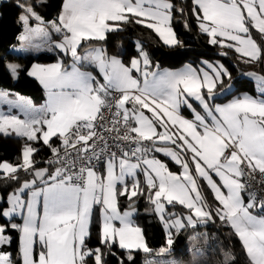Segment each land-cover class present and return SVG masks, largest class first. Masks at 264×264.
<instances>
[{
	"label": "snow or ice",
	"instance_id": "1",
	"mask_svg": "<svg viewBox=\"0 0 264 264\" xmlns=\"http://www.w3.org/2000/svg\"><path fill=\"white\" fill-rule=\"evenodd\" d=\"M193 4L198 27L210 44L234 49L245 63L264 57V48L252 37L255 30L264 39V0ZM18 7L22 50L49 44L70 63L32 66L28 75L46 93L41 107L23 98L11 101L8 93L0 92V104L18 108L23 115L0 112V134L24 141L20 163L0 162V178L20 182L7 197L10 208L0 215L9 221L22 217V223L0 225V248L11 245L13 237L6 234L10 228L18 233L19 264H105L101 248L86 243L93 209L99 206L105 248L117 245L126 250L129 261L133 251L151 254L143 230L133 220V198L146 195L167 233L166 246L156 256L171 250L174 235L219 220L241 243L245 264H264V199L248 190L246 180L257 171L264 176V75L247 74L257 82L259 98L245 94L210 106L206 97L215 95L225 77L231 79L223 65L205 61L200 70L190 65L181 71H160L158 66L153 70L148 53L138 45L140 58L126 66L102 46L88 43L103 42L109 33L135 24L152 30L165 45L182 46L172 28V0H63L51 22L32 4ZM8 68L18 75L19 65ZM88 69L98 70L103 83ZM189 98L199 101L205 115L192 108ZM181 105L192 108L193 120L180 115ZM54 137L60 148L53 146ZM40 141L53 154L48 161L56 165L52 172L35 167L38 149L29 142ZM152 152L170 157L182 173H173L155 156L149 158ZM101 163L102 173L96 168ZM21 172L31 179L21 181ZM138 173L144 176L143 188ZM198 180L206 182L216 207L208 205ZM120 196L130 202L127 211L120 209ZM177 204L187 212L168 210ZM0 264L15 261L10 253H0ZM224 264H237L236 256L225 253Z\"/></svg>",
	"mask_w": 264,
	"mask_h": 264
},
{
	"label": "trees",
	"instance_id": "2",
	"mask_svg": "<svg viewBox=\"0 0 264 264\" xmlns=\"http://www.w3.org/2000/svg\"><path fill=\"white\" fill-rule=\"evenodd\" d=\"M63 0H44L43 3L37 5L39 14L44 18L46 22L54 21L60 11ZM32 0H2L0 2V88L17 92L24 96H30L34 99L39 98L42 89L39 83L28 75L27 67L32 64L38 63H51L57 59H61L63 62L68 63L69 57L61 54L57 51H51L50 53H38L29 54L25 56H18L10 52L17 40V37L21 31L20 25L16 22L18 14L21 10L18 7L19 4H31ZM174 4L173 10V22L172 28L176 34V38L182 41V46H166L162 43L161 39L150 29L143 27L142 25L129 24L124 25L122 31L111 32L108 34V38L103 42H88L91 45H100L110 47L117 42H120L119 48L115 51L119 54L124 62L132 56H139L138 45L143 47V50L148 53L149 59L152 62L153 67L177 68L184 64L191 65L193 67H199L203 65V62H219L227 69L231 76V79L224 78L222 85H217L215 95L212 98H207L209 104H222L230 99L238 97L240 94H247L250 96L259 95L253 85V81L245 74L252 72L256 74L264 75V57L255 63H245L243 59L232 48L221 47L219 45H212L209 43L208 36L198 30V22L193 14V8L195 5L192 0H172ZM183 8L184 12H179V9ZM185 21H187L188 27H185ZM252 36L258 44L264 48V42L255 30H252ZM84 46L82 45V48ZM222 53H226L223 55ZM15 61L20 65L18 75L13 83L5 81V63L7 61ZM231 84V89L222 92L224 88ZM189 102L201 115H205L204 110L199 103L193 99H189ZM192 108H188L185 105H181L180 114L188 119L194 118ZM53 146L56 147L58 140L55 138L51 141ZM33 147L37 148L33 160L36 163V168H48L49 172L55 167L45 165L42 163L43 159L51 153V150L41 142L34 143ZM174 147V146H173ZM151 156H155L163 163H165L169 170L178 171L179 165L174 163L171 159L157 154L155 152L149 153ZM20 153L0 149V162H9L12 164H18L21 161L18 159ZM21 181L31 179L26 173H19ZM20 182H14L0 178V213L4 207H6L8 195L15 191L19 187ZM200 191L204 196L210 207H216L217 203L211 195L210 190L202 183ZM119 188V187H118ZM247 200V197H245ZM134 208L137 210V214L134 215L133 220L137 226H139L144 233L148 246L153 249V253L145 254L142 251H133V259L129 261L127 259L126 250L119 249L117 245H113L111 249H107L100 242L99 235V222L97 219V211L93 214L92 224L90 227V237L86 241L89 248L95 249L101 248L103 253V259L105 264H145L151 260H155V252L166 246L167 233L164 224L153 212H146L149 206H152L147 196L138 195L133 198ZM120 209H128L129 201L126 196L119 197ZM170 212H175L178 215L185 214L187 212L180 205L167 206ZM4 222L2 215H0V223ZM9 222H18L15 217ZM6 234L13 237L11 245H5L1 248L3 253H10L15 264H19L18 258V233L8 228ZM195 236L201 237L203 245L204 264H217L224 261V254L231 252L237 258V264H245V259L241 251V243L238 238L232 235V230L222 224L219 220L215 223H208L206 225H197L196 228H187L181 231L178 235H174V243L171 246V250L164 256L165 258H172L177 261V264L187 262L191 258V240ZM200 242V243H201ZM201 243V244H202ZM114 253V254H113Z\"/></svg>",
	"mask_w": 264,
	"mask_h": 264
},
{
	"label": "crops",
	"instance_id": "3",
	"mask_svg": "<svg viewBox=\"0 0 264 264\" xmlns=\"http://www.w3.org/2000/svg\"><path fill=\"white\" fill-rule=\"evenodd\" d=\"M2 0H0V2H1ZM63 2V1H62ZM192 2H193V0H192ZM31 4L35 7V10L38 12V10H37V5L39 4V2H38V0H32V2H31ZM60 11H61V7H60ZM60 11H59V13H58V15L60 14ZM21 12H22V9L20 10V12H19V14H18V18H17V20H16V22L20 25V27H21V31H20V33H19V35H18V37H17V40H16V43L12 46V47H10V52L11 53H13V54H15V55H18V56H25V55H29V54H38V53H43V52H45V53H50L51 51H57V52H60V50L59 49H56L54 46H52V45H49V44H41V47L39 48V49H37V48H29L28 50H22L23 49V45H22V43H21V41L19 40V37H20V35L23 33V25H22V22L19 20V16L21 15ZM39 13V12H38ZM58 15H57V17H58ZM57 19V18H56ZM49 22H51V21H49ZM198 30L201 32V30L199 29V27H198ZM116 32H118V31H116ZM203 33V32H202ZM259 35V34H258ZM260 36V35H259ZM261 37V36H260ZM58 39V37H56V35L55 34H53V40H57ZM208 39H210L209 37H208ZM219 39V38H218ZM262 39V38H261ZM162 41V40H161ZM262 41L264 42V39H262ZM163 43V42H162ZM119 44H120V42H117L116 44H114V45H112V46H110L109 48L108 47H106V46H102L105 50H106V52H107V55L108 56H115V57H118L119 59H121L122 61H123V59H122V57L119 55V54H116L115 53V51H117V49H120L118 46H119ZM164 44V43H163ZM165 45V44H164ZM94 46H100V45H94ZM167 46V45H166ZM49 48H51V50H49ZM83 49V48H82ZM61 54H63L62 52H60ZM140 58V55L139 56H132V57H130L129 59H128V61L127 62H124L123 61V63L126 65V66H128L129 64H130V61H131V59L132 58ZM59 61H62L61 59H57L56 61H54V62H51V63H38V64H40V65H50V64H53V63H57V62H59ZM68 63H70V61H68ZM10 64H14V65H19L17 62H15V61H7L6 63H5V75H4V77H5V81L6 82H8V83H13L15 80H16V77L17 76H13L12 75V73L9 71V68H8V65H10ZM37 64V63H36ZM203 64H204V62H203ZM33 65H35V63L34 64H32V65H30V66H28L27 67V73H29V71L31 70V68H32V66ZM186 66H189L188 64H184V65H182V66H180V67H177V68H169V67H167V66H164V67H158V69L160 70V71H181V70H183ZM191 66V65H190ZM203 65H201V66H199V67H193L194 69H197V70H199L201 67H202ZM19 68H20V65H19ZM88 70H90V71H92L93 72V75H96L97 76V79L101 82V83H103V78H102V76L101 75H99L98 74V70H95V69H88ZM153 70H156V67H153ZM133 75L134 76H139V73H133ZM260 75H262V74H260ZM30 76V75H29ZM32 77V76H31ZM32 78H34L35 80H36V78L35 77H32ZM38 83H39V81L38 80H36ZM39 85L41 86V89H42V92H41V95L39 96V98H37V99H34V98H32V97H30V96H24V95H21V94H19V93H17V92H14V91H11V90H6V89H1L0 88V92H6V93H8V99L9 100H11V101H16V100H18V99H21V98H23V99H25V100H28V101H30L35 107H41L44 103H45V100H46V93H45V90L43 89V87H42V85L39 83ZM253 85H254V83H253ZM255 88V87H254ZM256 92L259 94V95H257V96H255L254 98H259L260 97V92H258L257 90H256ZM243 95H245V94H240L238 97H235V98H233V99H236V98H239V97H242ZM250 96V95H249ZM253 97V96H252ZM189 99H191V98H189ZM233 99H230V100H228V101H226V102H224V103H222V104H209L210 106H216V105H220V106H222V105H225V104H227V103H229V102H231ZM197 103H199L198 101H196ZM201 106V105H200ZM202 107V106H201ZM203 109V108H202ZM180 111V110H179ZM0 112H3V113H5V114H13V115H19L21 118H23V115L21 114V112H20V109H18V108H15V107H12V108H10L9 107V105H7V104H0ZM147 114V113H146ZM150 115V114H149ZM183 118H185V119H188V118H186L185 116H183L182 114H180ZM194 119V118H193ZM193 119H188V120H193ZM159 131H163V129L161 128V129H158ZM53 139H55V137L53 138ZM42 144H43V142L42 141H40ZM23 143H24V141H22L21 139H19V138H16L15 136H10V137H5V136H3L2 134H0V149H5V150H8V151H13V152H16L17 150L19 151V153H20V155H21V149H22V147H23ZM29 143H31L32 145L35 143V142H29ZM170 147H173L172 145H169ZM156 153V152H155ZM158 154V153H157ZM159 154H161V155H163V156H165L163 153H159ZM152 156L151 155H149V158H151ZM165 157H167V156H165ZM156 158V157H155ZM167 158H169V159H171L170 157H167ZM156 159H158V158H156ZM174 162V161H173ZM175 163V162H174ZM180 166V165H179ZM55 169V168H54ZM54 169L53 170H51L50 172H52V171H54ZM104 171V166L102 165V167H101V169L99 170V172H103ZM170 171H172V170H170ZM173 173H176V174H180V173H182V169H181V167H179V170L178 171H172ZM138 179L140 180V183H141V187L143 188L144 187V176H143V174L142 173H138ZM214 179L215 180H217V181H219V178L218 177H215L214 176ZM200 182H202L204 185H206L205 183V181H203V180H198V183H200ZM128 183L129 184H131V179H129V181H128ZM119 187V186H118ZM145 191H147V189H145ZM14 192V191H13ZM12 193V192H11ZM10 195V194H9ZM8 195V196H9ZM25 198H27V196L25 197ZM7 201V200H6ZM7 203V202H6ZM181 206V205H180ZM149 207H152V206H149ZM148 207V208H149ZM147 208V209H148ZM128 209H125V210H122V212L123 211H127ZM97 211V219H98V222H99V233H100V230H101V222H100V219H101V217H100V211H99V206H97L96 208H94L93 209V214L95 213ZM135 214H137V210L135 209ZM15 218H16V220L18 221L17 223H22V217H20V216H14ZM134 217V216H133ZM4 220H6L7 222H8V224H10L11 222H9V219L8 218H3ZM12 223H16V222H12ZM0 225H1V223H0ZM0 253H3L2 251H1V248H0Z\"/></svg>",
	"mask_w": 264,
	"mask_h": 264
},
{
	"label": "rangeland",
	"instance_id": "4",
	"mask_svg": "<svg viewBox=\"0 0 264 264\" xmlns=\"http://www.w3.org/2000/svg\"><path fill=\"white\" fill-rule=\"evenodd\" d=\"M253 37V36H252ZM254 39V38H253ZM227 43H231V42H227ZM168 46V45H167ZM234 50V49H233ZM238 54V53H237ZM239 55V54H238ZM209 63H212V64H214V65H221L219 62H217V61H215V62H209ZM206 66H205V64H203V66L200 68V69H202V68H205ZM199 69V70H200ZM226 69V68H225ZM248 73H252V72H247L245 75L248 77V78H250L252 81H253V83H254V87H255V90H257L258 92H259V89H258V87H257V82L254 80V78L253 77H251V76H249V75H247ZM258 75H260V74H258ZM231 89V84H228L225 88H224V90L222 91V92H226V91H228V90H230ZM192 99V98H191ZM194 100V99H193ZM194 101H196V100H194ZM199 102V101H198ZM206 184V183H205ZM206 187H207V185H205ZM208 188V187H207ZM209 189V188H208ZM210 190V189H209ZM210 192H211V190H210ZM11 194V193H10ZM211 195H212V197L214 198V195H213V193L211 192ZM216 203H218V202H216ZM217 206V205H216ZM8 208H10V205L9 204H7L6 205V207H4L3 208V210H6V209H8ZM2 210V211H3ZM146 212H153L154 214H155V212L153 211V205H152V207H149L148 209H146ZM257 214H259V213H257ZM157 216V215H156ZM2 217L3 218H7V217H4L3 215H2ZM158 217V216H157ZM5 224H8V222L6 221V220H4V222H1V225H5ZM201 240L204 242V240L203 239H201V237H199V236H195L194 238H192V240H191V245H190V248H191V258H190V260H188L187 262H184V263H182V264H204V262H205V260H207L205 257H204V250H203V243L201 242ZM202 244H201V243ZM150 261H167L168 262V264H177V261L175 260V259H172V258H165V257H160V256H157V258L155 257V260H151L150 259ZM145 264H149V261L148 262H146ZM179 264V263H178ZM217 264H224V261L223 262H218Z\"/></svg>",
	"mask_w": 264,
	"mask_h": 264
},
{
	"label": "built area",
	"instance_id": "5",
	"mask_svg": "<svg viewBox=\"0 0 264 264\" xmlns=\"http://www.w3.org/2000/svg\"><path fill=\"white\" fill-rule=\"evenodd\" d=\"M57 148H60V142H58V144L56 145ZM53 159V154L52 152L46 156L42 163L45 165H50L48 163L49 160ZM36 165V163H35ZM102 163L101 164H97L96 168L99 171L102 167ZM50 166H54L56 167V165H50ZM249 187V191L251 192H255L257 194V199H264V176H262L258 171L254 174V178H246Z\"/></svg>",
	"mask_w": 264,
	"mask_h": 264
}]
</instances>
